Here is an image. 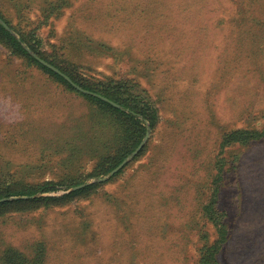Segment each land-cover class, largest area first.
Returning a JSON list of instances; mask_svg holds the SVG:
<instances>
[{"label": "rangeland", "instance_id": "obj_1", "mask_svg": "<svg viewBox=\"0 0 264 264\" xmlns=\"http://www.w3.org/2000/svg\"><path fill=\"white\" fill-rule=\"evenodd\" d=\"M0 13L29 55L91 86L123 81L120 98L150 96L159 115L121 174L93 176L124 132L0 45V180L98 184L65 207L0 216V254L41 241L46 264H198L219 241L224 264H264V135L220 146L264 130V0H0ZM58 188L45 195L74 190Z\"/></svg>", "mask_w": 264, "mask_h": 264}, {"label": "trees", "instance_id": "obj_2", "mask_svg": "<svg viewBox=\"0 0 264 264\" xmlns=\"http://www.w3.org/2000/svg\"><path fill=\"white\" fill-rule=\"evenodd\" d=\"M1 15V13H0ZM2 16V15H1ZM3 17V16H2ZM9 24V21L7 22ZM10 25V24H9ZM11 26V25H10ZM27 42L25 34H22V39L15 37L11 31L6 28L0 22V45L10 50L14 54H25L31 58L32 61L44 68L48 73L52 74L56 78L64 81L69 87L77 92L78 94L89 99L94 104L110 115V124L118 126L117 134L121 135L123 132L125 134L124 139L116 143V140L110 144L107 148L111 149V155L104 158L102 164H99V171L93 176L100 177L102 175L109 174L112 170L117 168L127 156L132 154L136 148L140 145L144 137L147 135L150 129H155L159 123L158 108H156V103L150 98V96H141L132 94L131 99H122L119 97V90H121L122 82L117 80H110L107 84H102L98 86H91L89 83L79 80L76 76L65 71L59 64L48 58L44 59L60 69L64 74H67L72 81L78 86L85 90H88L94 94L101 95L103 98H107L112 102L118 104L120 107H116L110 102L105 101L103 98L97 97L93 94H86L78 89H76L72 83H70L66 78L60 74L54 72L48 67L44 66L40 61H38L34 56L29 55L27 46L23 42ZM43 58V56H42ZM143 107L140 108V105ZM264 135V130H254L249 129H238L234 131L226 132L223 143H221V148L225 151L230 150L229 148L236 143L245 144L250 142L251 139L257 140ZM130 139H133L132 141ZM123 140V141H122ZM144 149L139 155L143 153ZM138 155V156H139ZM238 161V158H236ZM238 163V162H237ZM224 164H222V167ZM236 167V165L231 168ZM123 171V170H122ZM120 171L118 174H121ZM3 174V173H2ZM0 174V177L1 175ZM10 174V173H9ZM220 172H218V175ZM14 176V175H12ZM217 176V173H216ZM14 181V180H11ZM9 181L0 180V200L5 199V201L0 202V216L3 214H8L9 212H28L36 210H47L54 207H65L69 205L72 201L78 199H83L82 197H89L92 190L98 186V184L86 185L77 190L65 194L61 197L45 195L58 190V187L66 186V189H71L84 183L81 181H75L71 184H67L65 181H43L37 184H27L25 186L8 185ZM101 185V184H99ZM207 186V184L205 185ZM205 188V187H204ZM10 198H13L12 200ZM79 199V200H80ZM220 219L218 221L217 230L221 235L222 240L225 241V237L228 232V223L226 222V214L224 212H219ZM217 224V222H216ZM44 242H36L32 244V252L26 253L12 246H7L1 251L0 254V264H46L48 260V249L45 248ZM221 242H216L215 245L208 246L205 244L200 250V259L198 264H224L220 256Z\"/></svg>", "mask_w": 264, "mask_h": 264}, {"label": "water", "instance_id": "obj_3", "mask_svg": "<svg viewBox=\"0 0 264 264\" xmlns=\"http://www.w3.org/2000/svg\"><path fill=\"white\" fill-rule=\"evenodd\" d=\"M0 22L9 29V27L6 25V23H4L1 19ZM10 30V29H9ZM32 56H34L38 61H40L44 66L48 67L49 69L53 70L54 72L60 74L61 76H63L64 78H66L70 83L73 84V86L78 89L79 91L86 93V94H93L97 97L103 98L101 95L98 94H94L88 90L83 89L82 87L78 86L77 84H75L71 78H69L67 75H65L60 69H58L56 66L46 62L45 60H43L42 58L38 57L37 55L32 53ZM105 101L110 102L111 104H113L116 107H120L118 104L112 102L111 100L107 99V98H103ZM150 131V130H149ZM149 138V133L147 134L145 140L142 142V144L138 147V149L134 152V155L137 154L143 147L144 143L147 141V139ZM128 160L123 161L117 168H115L112 172L111 175L116 174L117 172H119L127 163ZM88 184H82L80 186H76L74 187V190L80 189L82 187H85ZM5 201V199H1L0 202Z\"/></svg>", "mask_w": 264, "mask_h": 264}]
</instances>
